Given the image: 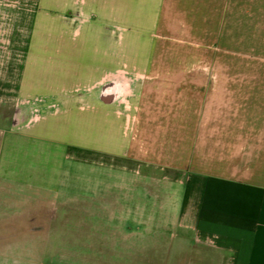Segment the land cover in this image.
Listing matches in <instances>:
<instances>
[{
  "label": "crops",
  "instance_id": "crops-1",
  "mask_svg": "<svg viewBox=\"0 0 264 264\" xmlns=\"http://www.w3.org/2000/svg\"><path fill=\"white\" fill-rule=\"evenodd\" d=\"M165 2L0 0V264H33L50 215L81 212L83 165L91 212H111L115 181L129 203L130 180L153 178L191 260L264 264V76L161 60ZM201 3L217 6L219 56L241 51L242 22L264 53V0Z\"/></svg>",
  "mask_w": 264,
  "mask_h": 264
},
{
  "label": "rangeland",
  "instance_id": "rangeland-1",
  "mask_svg": "<svg viewBox=\"0 0 264 264\" xmlns=\"http://www.w3.org/2000/svg\"><path fill=\"white\" fill-rule=\"evenodd\" d=\"M202 1L166 0L156 31V44L161 47L160 59L237 61V71L241 75L263 77L264 53L257 51L255 47L251 48L249 29L245 22L241 23L238 30L243 35L237 42L241 51L218 55L215 47L217 6L203 4ZM214 66L211 71L216 75L218 66ZM133 166L130 169H134ZM81 173V212L55 213L54 219L50 215L49 226L43 230L44 236L48 237L46 243L27 247V252H34L33 264H202L201 250L191 260L192 256L186 252V247L174 242L177 238L174 236L175 232L167 227L168 222L158 211L159 207L157 210L154 207L155 199L161 200L159 182L153 178L139 181L134 176V180H130L128 203L125 183L115 181L111 212H91L89 165H83ZM138 184L146 188V207L143 213L137 212ZM65 203L67 208H73V196L70 199L67 197ZM75 203L78 205L77 199ZM59 217L65 222V227L61 220L57 221ZM127 220L129 228L126 227ZM138 220L140 224H145L144 228H137ZM18 247L13 254L20 257L24 246ZM197 257L199 258L196 259Z\"/></svg>",
  "mask_w": 264,
  "mask_h": 264
}]
</instances>
